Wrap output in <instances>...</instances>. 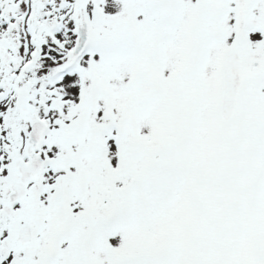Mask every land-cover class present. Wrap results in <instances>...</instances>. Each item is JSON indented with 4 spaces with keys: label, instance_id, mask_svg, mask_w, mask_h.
Listing matches in <instances>:
<instances>
[{
    "label": "snow or ice",
    "instance_id": "obj_1",
    "mask_svg": "<svg viewBox=\"0 0 264 264\" xmlns=\"http://www.w3.org/2000/svg\"><path fill=\"white\" fill-rule=\"evenodd\" d=\"M0 264H264V0H0Z\"/></svg>",
    "mask_w": 264,
    "mask_h": 264
}]
</instances>
